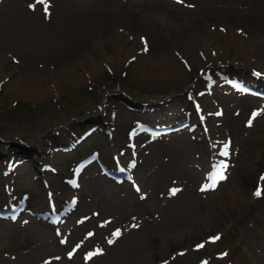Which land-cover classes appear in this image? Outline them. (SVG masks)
Returning a JSON list of instances; mask_svg holds the SVG:
<instances>
[{
	"label": "rangeland",
	"instance_id": "1",
	"mask_svg": "<svg viewBox=\"0 0 264 264\" xmlns=\"http://www.w3.org/2000/svg\"><path fill=\"white\" fill-rule=\"evenodd\" d=\"M47 3L0 0L1 15L82 29L74 52L42 60L17 40L22 86L1 73L0 209L27 208L0 216V264H264V98L235 84L264 83V0ZM227 142L226 178L207 190ZM131 159L139 192L104 170ZM72 199L57 224L37 216Z\"/></svg>",
	"mask_w": 264,
	"mask_h": 264
},
{
	"label": "bare ground",
	"instance_id": "2",
	"mask_svg": "<svg viewBox=\"0 0 264 264\" xmlns=\"http://www.w3.org/2000/svg\"><path fill=\"white\" fill-rule=\"evenodd\" d=\"M18 11L19 12L12 11V17H10L9 14L1 15L0 12V42L5 41L4 43L12 45V49L14 53H16V55H8L9 53L0 52V76L1 73L8 74V78L10 76L8 84L11 86L15 83L17 87L22 86L21 82L25 81L21 76L14 78V70L9 66L14 56H20V49L13 47V44L17 40H27L32 49H36L38 56L34 57L38 60H42L45 58L46 52L47 56L54 51H63L66 53L74 52L75 50L70 46L79 37L82 31L81 26L77 25L75 28L69 27V29H65L64 33L60 34L58 30L64 29V27H61V22H58L57 27L54 28L53 25L48 26L47 24H42V21L40 22L30 18L29 15L32 12L30 10L24 11L18 8ZM84 35L89 41L90 36L88 32H85ZM36 68H38L37 61L25 63L22 71L27 72L29 69L35 70ZM74 74L75 75L72 77L74 80L77 81L82 78L81 74ZM78 206L79 204H77V207Z\"/></svg>",
	"mask_w": 264,
	"mask_h": 264
},
{
	"label": "snow or ice",
	"instance_id": "3",
	"mask_svg": "<svg viewBox=\"0 0 264 264\" xmlns=\"http://www.w3.org/2000/svg\"><path fill=\"white\" fill-rule=\"evenodd\" d=\"M180 2H183V0H180ZM36 3H41V4H43L44 5V10H45V12L47 13V11H48V3H47V0H36ZM30 7H32V8H35V4H33V5H30ZM145 50H147V49H145ZM249 123L251 124V121H249ZM228 151H227V145H225V151L223 152V155L224 156H228ZM227 167V165H223V168H226ZM223 168L218 172V178L219 179H225L226 177L224 176V174H223ZM215 186H216V180L214 179L213 180V182L210 184V185H207L206 187H211V188H215ZM202 190H204V189H202ZM177 191H179V189H173L172 190V194H175V192H177ZM257 196H260L262 193H261V191L260 190H258L256 193H255ZM114 235H116V236H119L120 235V232L119 231H117ZM219 237H217V239H218ZM112 241H110V243H111Z\"/></svg>",
	"mask_w": 264,
	"mask_h": 264
}]
</instances>
